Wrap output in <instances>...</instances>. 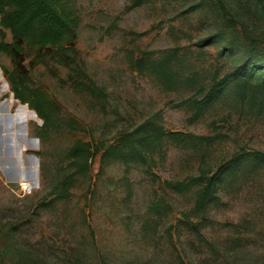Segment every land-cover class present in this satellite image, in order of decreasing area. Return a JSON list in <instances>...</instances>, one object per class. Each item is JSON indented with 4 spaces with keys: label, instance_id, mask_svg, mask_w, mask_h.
Returning a JSON list of instances; mask_svg holds the SVG:
<instances>
[{
    "label": "rangeland",
    "instance_id": "obj_1",
    "mask_svg": "<svg viewBox=\"0 0 264 264\" xmlns=\"http://www.w3.org/2000/svg\"><path fill=\"white\" fill-rule=\"evenodd\" d=\"M215 2L70 0L79 16L76 48L88 76L105 88V103L74 91L68 67L48 58L24 63L33 84L58 103L64 118L74 119V130L45 129L13 98L3 72L13 65L0 52V102L9 100L11 113L25 114L32 138L11 149L22 150L11 158L26 169L31 156L38 174L21 179L29 182L25 192L20 179H0V264H264V160L227 165L199 213L198 186L177 193L165 185L203 172L210 177L239 154L264 152V113L237 101L235 79L199 111L177 106L187 98L202 102L209 86L228 74L264 78V0H222L234 25L219 16ZM5 41H11L8 30ZM168 50L178 51L177 69L197 75L196 86L169 90L133 70L130 61L141 51ZM154 115L166 130L211 139H164L146 162L100 163L98 155L74 176L68 196L55 199L51 192L72 172L67 152L73 143L112 144Z\"/></svg>",
    "mask_w": 264,
    "mask_h": 264
},
{
    "label": "trees",
    "instance_id": "obj_2",
    "mask_svg": "<svg viewBox=\"0 0 264 264\" xmlns=\"http://www.w3.org/2000/svg\"><path fill=\"white\" fill-rule=\"evenodd\" d=\"M214 8L229 25H234V19L222 0H216ZM78 24L79 16L70 5V0H0V52L8 56L13 65L10 70L3 68L4 75L10 84L13 98L34 111L42 120L45 129L66 127L74 130L76 123L73 118H64L58 103L44 89L33 84L30 68L24 63L28 57L31 58V66L34 61L42 63L48 58L57 65L68 67L70 86L74 91L86 92L102 103L107 99L105 88L98 86L83 68L79 50L75 45ZM5 30L10 32V42L5 41ZM154 54L152 51H141L138 57L130 61L133 70L149 73L161 86L169 90L181 85L196 86L199 83L196 74L185 75L175 67L174 63H180L177 50L162 51L157 56ZM232 79H235L233 94L237 101L250 110L264 113V78L253 82L237 77L236 73L214 81L202 102L187 98L177 106L191 105L199 111L203 106L209 105ZM200 89L204 91L203 87ZM164 139L200 144L211 137L166 130L154 115L132 130L124 132L112 144L76 141L67 152L72 172L62 177L51 194L55 199L66 198L74 176L86 173L98 155L100 163L110 159H120L125 163L146 162L147 154ZM242 158L264 160V152L239 154L220 166L210 177L203 172L187 180L165 182V185L177 193L198 186L194 211L199 213L213 197V187L220 173L227 165ZM186 225L198 232L197 223L187 219ZM205 242L210 245L209 241Z\"/></svg>",
    "mask_w": 264,
    "mask_h": 264
},
{
    "label": "crops",
    "instance_id": "obj_3",
    "mask_svg": "<svg viewBox=\"0 0 264 264\" xmlns=\"http://www.w3.org/2000/svg\"><path fill=\"white\" fill-rule=\"evenodd\" d=\"M12 106L9 100L0 102V179L5 182H11V179L21 180L25 178L35 180L38 178V174L31 156L28 158L29 163L27 164H29V167L26 169L22 167L23 161L22 164H19L15 158H11V156L20 155L22 152V150L14 152L11 149L15 148L16 145L18 147V144H21L23 141L28 142L32 139L28 137L31 135V132L26 122L25 114L11 113Z\"/></svg>",
    "mask_w": 264,
    "mask_h": 264
},
{
    "label": "built area",
    "instance_id": "obj_4",
    "mask_svg": "<svg viewBox=\"0 0 264 264\" xmlns=\"http://www.w3.org/2000/svg\"><path fill=\"white\" fill-rule=\"evenodd\" d=\"M19 190L25 192L29 188V182L26 180L18 181Z\"/></svg>",
    "mask_w": 264,
    "mask_h": 264
}]
</instances>
